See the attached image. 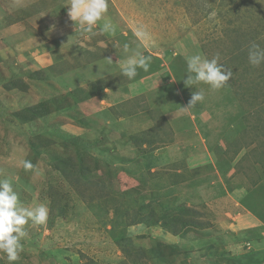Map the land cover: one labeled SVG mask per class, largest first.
Listing matches in <instances>:
<instances>
[{
  "label": "rangeland",
  "instance_id": "obj_1",
  "mask_svg": "<svg viewBox=\"0 0 264 264\" xmlns=\"http://www.w3.org/2000/svg\"><path fill=\"white\" fill-rule=\"evenodd\" d=\"M65 1L0 0V179L49 208L15 264H264V63L248 61L264 0H108L114 34L71 21L38 68L30 52L54 45L44 28ZM140 25L152 62L129 80ZM193 54H219L224 88L185 85ZM195 89L204 101L184 109Z\"/></svg>",
  "mask_w": 264,
  "mask_h": 264
},
{
  "label": "clouds",
  "instance_id": "obj_2",
  "mask_svg": "<svg viewBox=\"0 0 264 264\" xmlns=\"http://www.w3.org/2000/svg\"><path fill=\"white\" fill-rule=\"evenodd\" d=\"M68 17L79 28L81 34L96 35L114 34L116 25L108 18V0H68ZM102 21V23H100ZM135 37L141 41V45L131 47L125 43L122 49L124 57L120 65L121 74L129 80H133L138 69L147 72L150 69L152 57L145 55L142 45L151 40V35L145 26L140 25L135 29ZM107 65L113 63L111 58H105ZM248 61L252 66L258 67L264 63V48L252 43L248 49ZM100 69V68H99ZM231 69H225L219 63V54L211 59L202 54H193L186 57V79L185 85L193 86L199 83L210 86L213 90L224 88L232 77ZM205 93L203 89L192 92L187 107L190 109L203 102ZM25 171H33L40 175L39 170L28 159L20 161ZM49 208L46 204L39 203L31 207L22 204L18 192L14 188L13 180L9 178L0 179V253L4 255L8 264H15L23 251L21 241L28 233L25 225L31 222L33 225H44L48 220Z\"/></svg>",
  "mask_w": 264,
  "mask_h": 264
},
{
  "label": "crops",
  "instance_id": "obj_3",
  "mask_svg": "<svg viewBox=\"0 0 264 264\" xmlns=\"http://www.w3.org/2000/svg\"><path fill=\"white\" fill-rule=\"evenodd\" d=\"M68 0L64 2V11L62 14L50 15L48 18V26L44 28V35L47 36L54 45L52 47L43 48L41 53H38L39 47H35L31 50V54L34 56L33 63L36 64L38 68L49 67L57 61L56 57L59 55L58 50L61 48V43L67 39V34L69 32L68 27L72 24L70 18L68 17ZM61 17V18H60ZM65 18V20L62 19ZM35 37L36 34L34 35ZM42 48V47H41ZM41 62V63H38Z\"/></svg>",
  "mask_w": 264,
  "mask_h": 264
}]
</instances>
